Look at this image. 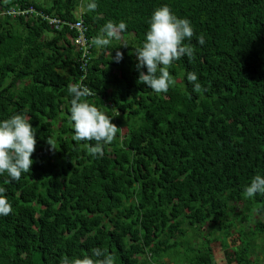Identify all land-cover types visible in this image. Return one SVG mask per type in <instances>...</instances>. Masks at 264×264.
I'll return each mask as SVG.
<instances>
[{"label": "trees", "instance_id": "16d2710c", "mask_svg": "<svg viewBox=\"0 0 264 264\" xmlns=\"http://www.w3.org/2000/svg\"><path fill=\"white\" fill-rule=\"evenodd\" d=\"M88 2L0 0V121L25 113L37 130L31 170L0 174L13 208L0 216V264H60L93 248L115 264H264V195L244 196L264 175V0H96L93 12ZM165 4L205 43L185 41L195 59L175 61L176 86L157 94L137 84L134 51ZM50 17L81 20L87 47ZM109 20L126 22L128 46L91 44ZM70 83L116 115L103 157L73 140Z\"/></svg>", "mask_w": 264, "mask_h": 264}, {"label": "clouds", "instance_id": "9594fccd", "mask_svg": "<svg viewBox=\"0 0 264 264\" xmlns=\"http://www.w3.org/2000/svg\"><path fill=\"white\" fill-rule=\"evenodd\" d=\"M9 2L10 0H5V3ZM97 7L96 0H89L87 4L89 12L95 11ZM148 23L146 39L142 46L134 51L138 61L136 67L140 70L137 84H143L157 94L167 93L170 87L177 84L170 72L173 63L185 56L189 61L195 59L194 47L185 41H190L196 34L191 21L178 17L167 4L156 8ZM126 30L125 21L109 20L100 29L99 34L92 38L91 44L97 48L108 47L114 39L120 40L121 34ZM196 40L200 45L205 43L203 34L196 36ZM123 55L122 51L117 50L115 57H111L120 62ZM144 68L147 72L143 71ZM187 80L193 85L194 92L202 91V85L195 72H189ZM67 91L72 97L70 120L74 129L73 140L94 141V144L85 145L89 155L103 157L104 147L114 142L120 131V127L113 123V117L116 115H110L108 108L101 109L90 102L87 99L92 95L90 89L80 83H70ZM36 132L25 113H17L0 121V174L7 173L12 180L19 181L23 173L31 170L37 144ZM47 143L50 150L58 149L53 137L49 136ZM257 193L264 195V175L261 174L252 178L244 190V196L252 198ZM12 211V204L6 196V188L0 186V216L10 215ZM60 264H115V258L107 249L93 248L90 255H84L82 258L62 257Z\"/></svg>", "mask_w": 264, "mask_h": 264}, {"label": "rangeland", "instance_id": "374dc122", "mask_svg": "<svg viewBox=\"0 0 264 264\" xmlns=\"http://www.w3.org/2000/svg\"><path fill=\"white\" fill-rule=\"evenodd\" d=\"M38 2H40V3H42L43 5H48V4H51V2H52V0H37ZM81 8L79 7L77 10H76V13H77V15H79L80 13H81ZM113 42H117V43H120V44H123V43H126L127 41H126V37L125 36H123V35H121V39L120 40H113ZM206 232H207V227L205 226V228L202 230V233L200 234V236L198 235V236H196L194 239V241H193V243H192V245H193V247L196 249V248H198V249H201V248H203L204 246V244H203V241H204V238L206 237ZM234 235H236L235 233H234V231L232 232ZM211 236V235H210ZM213 240H215V239H213ZM178 252L180 253V255H178V261H176V262H179V260H180V258H181V255L184 253V246H182V245H180L179 247H178ZM192 253H195V251L193 250V251H191L189 254H192ZM258 256H260V258L262 259V256L260 255V254H257ZM256 255V256H257ZM176 258V259H177ZM250 258V257H249ZM167 264H171V262H168L167 261Z\"/></svg>", "mask_w": 264, "mask_h": 264}, {"label": "built area", "instance_id": "2783aa9c", "mask_svg": "<svg viewBox=\"0 0 264 264\" xmlns=\"http://www.w3.org/2000/svg\"><path fill=\"white\" fill-rule=\"evenodd\" d=\"M48 20H49V24L54 25L56 28L59 27L61 24H66L71 29H78L80 32V35L74 40L75 44L76 43L82 44L85 47H87L86 38L84 37L82 30H81L82 26H83V23L81 20H77L75 22H64V21H61V20L56 19V18H48Z\"/></svg>", "mask_w": 264, "mask_h": 264}]
</instances>
